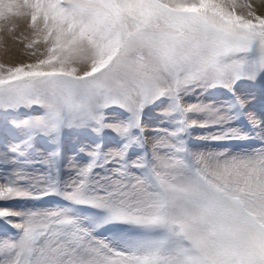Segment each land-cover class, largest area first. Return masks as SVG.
I'll return each instance as SVG.
<instances>
[{"label": "snow or ice", "instance_id": "obj_1", "mask_svg": "<svg viewBox=\"0 0 264 264\" xmlns=\"http://www.w3.org/2000/svg\"><path fill=\"white\" fill-rule=\"evenodd\" d=\"M240 7L0 0L23 58L0 63V264H264V14Z\"/></svg>", "mask_w": 264, "mask_h": 264}, {"label": "rangeland", "instance_id": "obj_2", "mask_svg": "<svg viewBox=\"0 0 264 264\" xmlns=\"http://www.w3.org/2000/svg\"><path fill=\"white\" fill-rule=\"evenodd\" d=\"M235 3L237 4L236 11L238 13H245V12H242V10H241L242 8H245V7H240V5L251 4L255 8V10L257 11L258 14H264V0H235ZM261 7H262L263 11L260 10ZM245 9L247 10V8H245ZM260 11H262V12H260ZM10 45L12 47H10ZM7 47L10 49H8L6 51V53H4L5 46L3 44H0V63H4V61H3L4 57H6V59L8 60V63H4V64H15V63L19 62L21 59H23L20 55L18 56L19 53L16 50H15L16 52L11 51L12 50L11 48L14 47L13 49H15V45H13L12 41L9 40V42H7ZM5 55H7L8 57ZM257 95H259L258 92H257ZM217 97H220L219 93H214L212 96H209L208 98H206L204 94H201L200 92H195L190 96V98L188 99L187 102L193 103V104L200 102V101H203L204 103H209V102L215 101L217 99ZM256 107H257V109L259 108L258 103H257ZM206 131L207 130L197 129L193 133V139H195L198 136L206 134ZM212 131H215V129H213ZM70 146H71V144H69V147ZM207 147L211 148L214 146L212 144H208ZM102 163H104V162L102 161ZM5 171H8V169L0 167V174L4 173ZM97 171L101 172V174H103L102 169L97 168ZM32 204H33V202H30V201L18 200V201H13V202L8 203L7 206L11 207V208H15V209H21L24 207H31ZM39 206H42V207L53 206L51 203V198L45 199L43 202L40 203ZM0 228L5 229V230L0 229V240H3L5 238H10L14 233V231H9L10 229H12L11 227L5 226L2 223H0Z\"/></svg>", "mask_w": 264, "mask_h": 264}, {"label": "bare ground", "instance_id": "obj_3", "mask_svg": "<svg viewBox=\"0 0 264 264\" xmlns=\"http://www.w3.org/2000/svg\"><path fill=\"white\" fill-rule=\"evenodd\" d=\"M260 3V2H259ZM242 10V12H246L247 10L245 9V8H242L241 9ZM260 10H262V7L260 8ZM263 11V10H262ZM262 11H260V12H262ZM241 12V11H240ZM9 42V41H8ZM13 43V42H12ZM9 45V44H8ZM10 47H12L11 45H10ZM14 48V47H13ZM13 48H11L12 50L11 51H14V52H16L15 51V49H13ZM8 49H10V48H8ZM4 53H6V51L4 50ZM5 56H7V55H5ZM18 56H19V54H18ZM8 57V56H7ZM3 61H4V63H8V60L6 59V57H4L3 58Z\"/></svg>", "mask_w": 264, "mask_h": 264}]
</instances>
